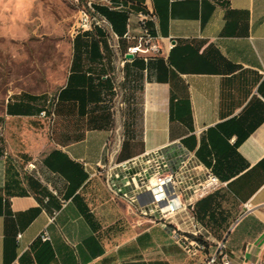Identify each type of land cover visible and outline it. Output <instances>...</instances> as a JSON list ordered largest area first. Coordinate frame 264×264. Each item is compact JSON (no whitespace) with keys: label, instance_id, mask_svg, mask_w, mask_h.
Segmentation results:
<instances>
[{"label":"crops","instance_id":"1","mask_svg":"<svg viewBox=\"0 0 264 264\" xmlns=\"http://www.w3.org/2000/svg\"><path fill=\"white\" fill-rule=\"evenodd\" d=\"M109 1L96 5L123 4L120 33L139 35L131 3ZM137 1L156 16L147 26L162 52L128 64L118 160L181 145L212 166L224 184L195 205L208 249L191 256L169 227H138L97 173L113 93L111 48L103 56L92 30L73 39L49 140L40 112L50 99L20 92L0 114V264H204L219 241L234 264L243 254L264 264V0Z\"/></svg>","mask_w":264,"mask_h":264},{"label":"built area","instance_id":"2","mask_svg":"<svg viewBox=\"0 0 264 264\" xmlns=\"http://www.w3.org/2000/svg\"><path fill=\"white\" fill-rule=\"evenodd\" d=\"M92 9L94 10L93 6ZM137 15L142 28L141 35L136 45H129L127 51L122 53L123 76L120 85L112 80L113 97L110 111L115 127L106 141V159L98 164L97 173L102 176L110 197L124 203L131 214L138 218V227L148 228L161 223L170 228V235L176 243L189 255L196 256L208 249L209 239L197 226L195 205L200 199L222 187L224 182L215 175L211 166L199 159L195 151L181 145H166L119 161L123 136L118 134L112 137L124 123L122 119V111L126 107V91L122 87L124 64L131 60L126 58V54L142 56L145 60L160 54L157 53L160 46L147 26V21L156 19V16L153 12L145 10L138 11ZM83 22L85 27L88 26L86 13ZM124 38L130 40L133 36L127 32ZM40 116L51 118L54 116V109L51 110L47 106L41 111ZM28 167L31 170L37 169L35 163L28 164ZM244 208L245 211H250L252 204L248 202ZM177 217L182 219L180 224L175 223ZM21 236L18 234V242ZM39 236L42 241L50 239L47 231H43ZM204 264H234L224 241L215 243V247L206 255ZM240 264L257 263L250 261L243 254Z\"/></svg>","mask_w":264,"mask_h":264},{"label":"rangeland","instance_id":"3","mask_svg":"<svg viewBox=\"0 0 264 264\" xmlns=\"http://www.w3.org/2000/svg\"><path fill=\"white\" fill-rule=\"evenodd\" d=\"M96 4L112 6L109 0H0V114L7 101L20 92L42 95L51 100L49 108L54 109L69 71L73 39L79 32L93 30L94 25L108 33L111 78L120 85L122 50L110 24L92 9ZM140 35L128 40V45H136ZM161 52L160 48L157 53ZM126 108L127 100L123 126L112 137L124 135ZM53 122L54 116L44 118L42 136L47 140ZM0 131L4 134L3 127Z\"/></svg>","mask_w":264,"mask_h":264},{"label":"trees","instance_id":"4","mask_svg":"<svg viewBox=\"0 0 264 264\" xmlns=\"http://www.w3.org/2000/svg\"><path fill=\"white\" fill-rule=\"evenodd\" d=\"M128 1L131 3V6H133L137 11H140V10L148 11L147 9H145L143 7H140L139 1H137V0H128ZM114 6L115 7H113L112 9H108L107 7L102 6V5H93V8H94V11L97 14H99L101 17H103L104 19H106L107 22L110 24L113 32L119 38V45L121 47L122 53L124 54L127 51V48H128L127 47L126 50L123 49V40H125V38H124L125 33H120V31H119V29L117 27V24L126 25V21H127V18H128V12H129V10H127L128 11L127 12L124 9L123 4H120L117 1L115 2V5ZM118 6H122V7L121 8H117ZM93 30L97 34V39L93 43V46H95L98 49L99 52H100V49H102L101 50V51H103L102 55L107 57V51L110 48V44H109V41H108V33L103 28H101L100 26H97V25H94ZM87 31H92V30H86L84 32H87ZM77 38H78V34L74 38V46L76 45ZM136 57H138V56H135L131 60H127L125 62V64H124V81L122 83V87L125 89L126 92L128 90V86H127V84H128V73H127L128 64H129V62H135ZM142 59L144 61H148L149 60V59L148 60H145L144 57H142ZM50 103H51V100H49L46 103V105L44 106V108L47 107V106H49ZM55 104H56V101L54 103V106H55ZM212 169H213V167H212ZM38 240L41 241L40 236L38 237ZM43 242H45V241H43Z\"/></svg>","mask_w":264,"mask_h":264},{"label":"water","instance_id":"5","mask_svg":"<svg viewBox=\"0 0 264 264\" xmlns=\"http://www.w3.org/2000/svg\"><path fill=\"white\" fill-rule=\"evenodd\" d=\"M126 58H127V59H133L134 56H133L132 54H126Z\"/></svg>","mask_w":264,"mask_h":264},{"label":"bare ground","instance_id":"6","mask_svg":"<svg viewBox=\"0 0 264 264\" xmlns=\"http://www.w3.org/2000/svg\"><path fill=\"white\" fill-rule=\"evenodd\" d=\"M86 17H88L87 15H86ZM88 21V18L86 19V22Z\"/></svg>","mask_w":264,"mask_h":264}]
</instances>
